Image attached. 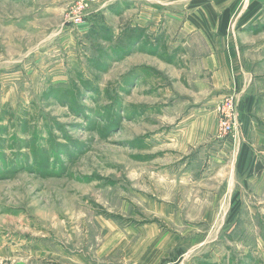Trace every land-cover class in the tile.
<instances>
[{"label":"rangeland","instance_id":"374dc122","mask_svg":"<svg viewBox=\"0 0 264 264\" xmlns=\"http://www.w3.org/2000/svg\"><path fill=\"white\" fill-rule=\"evenodd\" d=\"M196 3L0 0V264H264V138L238 149L235 89L198 141L161 134L210 98L184 105L164 53ZM246 21L264 42V0Z\"/></svg>","mask_w":264,"mask_h":264},{"label":"crops","instance_id":"0c3cea01","mask_svg":"<svg viewBox=\"0 0 264 264\" xmlns=\"http://www.w3.org/2000/svg\"><path fill=\"white\" fill-rule=\"evenodd\" d=\"M262 2L263 0H206L202 2L197 0L195 6L197 5L200 8L192 9L191 14L185 16L186 19L182 24V28L166 30L164 53L168 55L177 54V58H174L171 64L176 70L174 71L175 77L183 82H180L183 86H178H181V92L191 95H184L182 103L186 106L189 103L192 104L191 100L194 95L199 92L202 93L206 89L210 95L206 105L202 104L186 112V114L197 115L196 117L194 116L195 118L191 121V125L188 126L189 129L187 131V126L182 127L181 125L184 120L183 115L178 124H176L175 130L171 131L170 128H167L161 132L169 140L170 135L174 132L175 145L178 148H185L186 144L196 139L198 141L199 134L201 135L203 131H200L195 124L200 123L199 126L201 127L203 123H207L208 119L211 120L210 124L214 121V119L210 118V114L212 116L214 114L215 116V113H210L208 106L218 99L221 92L229 88H234L240 97L239 108L242 125L240 126V131L242 132L245 146L240 145L238 149L251 150L255 148L257 140L264 138V126L261 125L263 120L257 119L258 113L261 115L264 110V93L260 92L258 87H255L258 83L264 81V76L260 77L259 73L256 74L259 72V69H262V63H256L254 60V58L264 55V42H256L244 38L246 36L244 30H247L245 23L249 18L253 6L256 3ZM146 20L142 21V27H148L147 24H150ZM232 23L234 24L233 29L231 28ZM243 23L245 26H243ZM134 24L135 21L132 25ZM235 37L236 40H234ZM156 38H159V35L155 34L151 36L150 40ZM156 43L154 42V44ZM161 46L159 52H161ZM200 46L202 50L198 49ZM160 60L163 61L162 59ZM163 66L160 65L161 68ZM249 78L254 83L252 87H250L252 83L248 86L246 85V81ZM186 84L187 90L184 89ZM211 101L213 102L210 103ZM182 103L181 106H183ZM165 108L167 109L168 107ZM173 115L176 118L180 117L179 113ZM255 116L256 119L251 121V118ZM198 119L197 123H193V121H197ZM249 138L252 140L251 144ZM211 139L213 142L217 141L214 137H211ZM247 144L248 146H246ZM227 145L231 148L233 146L232 141H229ZM245 155L241 154V156H245L246 158H240L243 164L246 163L247 165V162L249 164V151ZM259 156L260 153L255 156L257 162L259 161ZM242 162H238L237 164H242ZM17 264L22 263L18 262Z\"/></svg>","mask_w":264,"mask_h":264},{"label":"built area","instance_id":"2783aa9c","mask_svg":"<svg viewBox=\"0 0 264 264\" xmlns=\"http://www.w3.org/2000/svg\"><path fill=\"white\" fill-rule=\"evenodd\" d=\"M227 128H228V130L230 129L229 124H228V126L225 127L223 130L225 131Z\"/></svg>","mask_w":264,"mask_h":264}]
</instances>
